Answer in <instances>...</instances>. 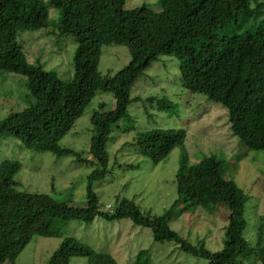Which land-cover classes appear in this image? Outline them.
Here are the masks:
<instances>
[{"label": "trees", "instance_id": "16d2710c", "mask_svg": "<svg viewBox=\"0 0 264 264\" xmlns=\"http://www.w3.org/2000/svg\"><path fill=\"white\" fill-rule=\"evenodd\" d=\"M125 3L0 0V72L24 76L33 100L0 121V138L10 135L32 152L71 156L75 162L93 168L86 176L85 206L74 207L44 193L20 190L15 176L21 163L10 159L0 162V264H15L34 236L62 237L46 264H69L72 257L86 258L87 264H118L108 253L64 236L61 226H56L57 222L91 223L97 217L106 221L128 219L149 229L155 241L172 242L208 264H236L239 258L255 253L264 264V245L250 246L243 234L249 197L225 173V161L214 155L197 163L189 161L184 128H151L134 137L136 152L153 163L164 160L175 147L180 149L175 174L177 198L162 215L143 213L134 201L124 198L116 201L114 210L104 212L92 191V183L108 173L106 144L111 127L121 119H130L127 107L131 89L159 56L178 60L183 89L202 94L227 110L231 134L244 149L234 157L235 163L249 151L264 152V27H246L249 20L264 15V0H158V11L147 4L125 9ZM50 9L57 12L55 19L50 17ZM238 29L245 31L237 33ZM41 30L56 40L70 37L76 45L70 82L28 62L19 37ZM109 45L126 47L130 58L115 74L103 76L98 66L102 48ZM98 91L112 95L114 108L103 111L101 103L91 115L89 158L83 159L79 152L62 148L59 142ZM143 101L146 110L172 112L176 107L166 96ZM221 206L227 207L229 214L219 251L208 250L203 242L192 244L169 227L179 208H202L214 214ZM263 229L264 216L260 218V232Z\"/></svg>", "mask_w": 264, "mask_h": 264}, {"label": "rangeland", "instance_id": "374dc122", "mask_svg": "<svg viewBox=\"0 0 264 264\" xmlns=\"http://www.w3.org/2000/svg\"><path fill=\"white\" fill-rule=\"evenodd\" d=\"M158 0H126L125 9L147 4L158 11ZM56 11L50 9L55 19ZM263 24L264 15L251 19L246 27ZM245 30H236L243 33ZM46 31L25 32L19 37L28 62L54 72L65 82L73 77V56L76 45L70 37L54 39ZM55 40L57 41L56 43ZM126 47L109 45L101 51L98 70L101 75H113L129 61ZM178 60L159 56L134 83L130 93L127 116L111 127L106 151L109 157L108 173L104 179L92 183L102 211L114 210L118 199L134 201L143 213L160 216L177 198L175 174L179 165L180 149L175 147L161 162L153 163L140 156L134 146L139 131L151 128H184L185 149L191 163L214 155L225 161V173L249 197L243 218L244 237L254 248L264 245V229L260 232V218L264 216V152L249 151L235 163V156L244 149L230 131L229 115L225 108L208 101L199 93H191L180 85ZM166 96L174 101L172 112L150 110L144 104L148 97ZM33 103L26 86V78L18 74L0 72V121ZM104 104L103 111L114 108L110 93L98 91L75 121L59 145L89 158L91 115ZM134 129H133V127ZM16 160L21 170L15 176L22 191L44 193L74 207L86 203V176L93 168L77 163L71 156L56 157L49 152L35 153L25 149L20 140L4 135L0 138V162ZM111 210V211H112ZM169 227L192 244L203 242L216 252L223 248L227 227V207L221 206L214 214L202 208H179ZM61 226L64 236L76 238L98 252L108 253L118 264H208L181 251L172 242L155 241L149 229L134 225L128 219L106 221L101 217L91 223L70 221ZM261 234L262 237H259ZM62 237L34 236L23 249L15 264H46ZM262 241V244L261 242ZM258 250H255L257 252ZM5 261L3 264H8ZM69 264H87L86 258L72 257ZM236 264H262L258 254L241 257Z\"/></svg>", "mask_w": 264, "mask_h": 264}, {"label": "built area", "instance_id": "2783aa9c", "mask_svg": "<svg viewBox=\"0 0 264 264\" xmlns=\"http://www.w3.org/2000/svg\"><path fill=\"white\" fill-rule=\"evenodd\" d=\"M107 209L111 211L112 210V206L111 205H107Z\"/></svg>", "mask_w": 264, "mask_h": 264}]
</instances>
